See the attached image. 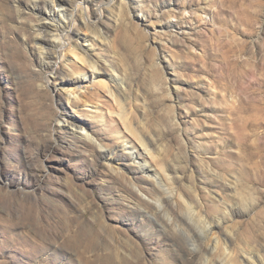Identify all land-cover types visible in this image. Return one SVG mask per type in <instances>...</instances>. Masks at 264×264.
Returning a JSON list of instances; mask_svg holds the SVG:
<instances>
[{"label":"rangeland","instance_id":"rangeland-1","mask_svg":"<svg viewBox=\"0 0 264 264\" xmlns=\"http://www.w3.org/2000/svg\"><path fill=\"white\" fill-rule=\"evenodd\" d=\"M67 3L0 0V264H264V0Z\"/></svg>","mask_w":264,"mask_h":264},{"label":"bare ground","instance_id":"bare-ground-1","mask_svg":"<svg viewBox=\"0 0 264 264\" xmlns=\"http://www.w3.org/2000/svg\"><path fill=\"white\" fill-rule=\"evenodd\" d=\"M74 1H76V0H74ZM67 2H68V0H50L51 9L46 12V15L44 16V19L46 21H50L51 24H52V22H55V19L56 18H59V19L64 20V21L68 20L69 19V16L67 15V7H68L67 6L68 5ZM70 2L71 1H69V4H70ZM71 4L73 5V2H71ZM55 8H58V9L55 10ZM66 22H68V21H66ZM55 25H56V23H55ZM55 25L54 26L53 25H50L49 26V31L51 33L58 34L59 28L56 27ZM43 28H46L47 29L46 25H43ZM53 38H54V40H52V41H54V42H51L50 40H46V39H44V38H42L40 36H39V39L37 40V45L39 46L38 47V50H40L42 52L41 53V56L43 57L44 60L48 61V65L51 64L50 63L49 56L46 57L47 55L45 54V51H46V48L48 47V44L49 45L50 44H53V45H56V46L59 47V46H62V41L64 40V38H62L60 35H53L52 39ZM56 40H57V43L55 42ZM77 51L74 48V50H72V54L75 56L76 59L81 60L82 62H84L85 61L84 60V57L81 56L82 53L80 54ZM89 65L91 67H93V68H96V64L93 63V62H89ZM78 76L84 77L85 75H83V73L79 72L78 73ZM82 83H83V80L82 79H76L74 84L76 86H81ZM109 90H110L111 95L113 97H115L114 92L111 89H109ZM71 94L74 95V96H76V93L75 92H72ZM64 124L68 125L70 128H73L76 131L82 132V136L83 137H85L87 140L93 141L92 135L89 133L87 127L84 124H79V123L73 122V121H71L69 119L68 120H65L64 121ZM139 142L144 147V150L148 153V155H150V152L148 150V145L146 144V142L142 138H139ZM100 147H102V146L100 145ZM143 168H145V166H143ZM166 176H168V175L166 174Z\"/></svg>","mask_w":264,"mask_h":264}]
</instances>
